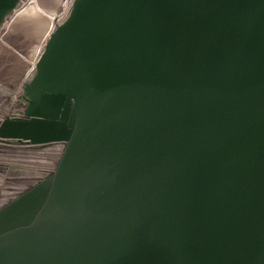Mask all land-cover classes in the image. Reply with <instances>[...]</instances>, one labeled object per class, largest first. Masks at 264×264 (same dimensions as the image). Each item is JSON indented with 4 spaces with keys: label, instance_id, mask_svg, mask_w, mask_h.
<instances>
[{
    "label": "water",
    "instance_id": "95a60500",
    "mask_svg": "<svg viewBox=\"0 0 264 264\" xmlns=\"http://www.w3.org/2000/svg\"><path fill=\"white\" fill-rule=\"evenodd\" d=\"M22 87L0 136L66 145L0 264H264V0H74Z\"/></svg>",
    "mask_w": 264,
    "mask_h": 264
},
{
    "label": "rangeland",
    "instance_id": "374dc122",
    "mask_svg": "<svg viewBox=\"0 0 264 264\" xmlns=\"http://www.w3.org/2000/svg\"><path fill=\"white\" fill-rule=\"evenodd\" d=\"M26 2L27 0H21L17 8H21L22 6L26 5ZM10 15H8V17ZM8 17L6 18V20L8 19ZM19 21H23V20L20 19ZM16 23L17 22H15V24ZM15 24L9 27L7 33L4 36L5 37L4 41L0 42V84L2 87H7V88H10L11 90H14L17 87V85L19 86V84L21 83L23 76L25 75L26 70L29 66V62L27 61V59H29V57L30 58L33 57L34 55L33 52L39 46V43H43V40H44L43 34L45 32V26H44L45 24L41 26L39 25L40 27L39 30L40 31L43 30L42 36H39V37L31 36L30 34L20 31L19 29L18 31L17 30L11 31V29L13 28V26H15ZM3 26L0 27V32L3 30ZM28 27L29 28L31 27L30 24L28 25ZM41 45L42 44H40L39 47H42ZM27 78L29 80L31 78V75L29 74ZM2 87L0 89V105H1L0 106V122L2 121L3 123L4 115L6 112L5 111L6 108L4 109L5 107L4 105H6L7 107V104H4V103H6L5 100L7 99L6 96L8 95V92L7 91L4 92ZM23 94H24V91H22V95ZM11 98H13V96H11ZM2 105L4 107H2ZM2 123L0 124V126L2 125ZM0 137H3V136H0ZM46 167H47V164H37V167H31L29 168V170H26V168H23L20 166H12L11 168H9L6 161L0 159V192L8 196V194L11 191V190L9 191V188L12 185L11 180L13 178H15L16 182L18 181L23 182L25 180L23 179L22 176H25L26 172L28 173L29 171L40 170V169L47 170ZM13 173L15 176L13 175ZM26 182L29 183L30 181L28 182L26 180L24 183Z\"/></svg>",
    "mask_w": 264,
    "mask_h": 264
},
{
    "label": "built area",
    "instance_id": "2783aa9c",
    "mask_svg": "<svg viewBox=\"0 0 264 264\" xmlns=\"http://www.w3.org/2000/svg\"><path fill=\"white\" fill-rule=\"evenodd\" d=\"M6 97L4 104H7V107L2 105L4 109L6 108L3 122L7 119H28L25 115L28 101L23 95L20 99H13L11 93H8ZM65 145L64 140L32 142L30 139L20 137H0V159L5 160L9 168L20 166L29 170L31 167H37V164H47V170L53 171L61 158Z\"/></svg>",
    "mask_w": 264,
    "mask_h": 264
},
{
    "label": "flooded vegetation",
    "instance_id": "af4514ba",
    "mask_svg": "<svg viewBox=\"0 0 264 264\" xmlns=\"http://www.w3.org/2000/svg\"><path fill=\"white\" fill-rule=\"evenodd\" d=\"M62 1L63 0H27L26 5L19 8L13 14L12 17L6 20L7 25L9 27L15 24V22H17L15 26H13L11 31L13 30L18 31L19 29L20 31L24 33L30 34L31 36L39 37V36H42V33H43V30L42 31L39 30L40 28L39 25L41 26L45 24L44 26H45V32H46L47 24H48V22L46 21L50 20L51 26L47 32L48 34L54 23L53 18L57 15V11L59 10L61 6ZM47 17L50 19L47 20ZM20 19L23 21H19ZM27 24L28 25L30 24L31 27L29 28ZM5 34L6 33L3 30L0 32V42H3ZM47 34H46V37H47ZM33 53H35V51ZM39 57H40V54H39ZM39 57L36 58L34 63L32 62V57L31 58L29 57V59H27V61L29 62L30 68L33 67L37 63ZM0 87H2L1 84H0ZM2 88L3 90H5V92L7 91L8 93H11V96H12V93L14 91H12L10 88H7V87H2ZM21 97H22V90H21V95L17 99H20ZM18 103L16 105H18Z\"/></svg>",
    "mask_w": 264,
    "mask_h": 264
},
{
    "label": "bare ground",
    "instance_id": "6f19581e",
    "mask_svg": "<svg viewBox=\"0 0 264 264\" xmlns=\"http://www.w3.org/2000/svg\"><path fill=\"white\" fill-rule=\"evenodd\" d=\"M73 2H74V0H63L62 1V4H61V6H60V8H59V10L57 11V15L53 18V26H52V28L50 29V31H49V33L47 34V32H48V30H49V28H50V26H51V22H50V20H48V19H50V18H48L47 17V20L48 21H46V22H48V24H47V29H46V32L43 34V36H44V40H43V43H39V46H40V44H42L41 46L42 47H37L36 48V50H35V53H34V56L32 57V62L34 63L35 62V60H36V58L37 57H39V54L41 55V52L43 51L42 50V48H43V46L45 45V42H46V40H47V38H48V36H49V34L54 30V28L58 25V24H60L68 15H69V13H70V10H71V8H72V5H73ZM19 8H16L15 9V11L8 17V18H10V17H12L13 16V14L18 10ZM10 27V26H9ZM9 27H8V25H7V22H5V24H4V26H3V31H5V33H7V31H8V29H9ZM46 34H47V37H46ZM5 38V37H4ZM4 41V40H3ZM42 42V41H41ZM44 49V48H43ZM35 70H36V64L33 66V67H31L30 68V65L28 66V68H27V70H26V73H25V75L23 76V79H22V81H21V83L19 84V86L17 85V87L14 89V90H12V91H14L13 93H12V96H13V99H17L20 95H21V90L23 91V82H26L27 80H28V78H27V76L30 74H33L34 72H35ZM21 89V90H20ZM1 106V105H0ZM5 112V111H4ZM41 172H39V171H32V172H28L25 176H24V178H26V179H34V180H36V177H37V179H40V174ZM37 174H38V176H37Z\"/></svg>",
    "mask_w": 264,
    "mask_h": 264
}]
</instances>
